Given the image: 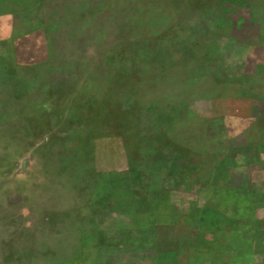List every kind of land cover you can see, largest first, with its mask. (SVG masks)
I'll return each instance as SVG.
<instances>
[{"label": "rangeland", "instance_id": "1", "mask_svg": "<svg viewBox=\"0 0 264 264\" xmlns=\"http://www.w3.org/2000/svg\"><path fill=\"white\" fill-rule=\"evenodd\" d=\"M0 264H264V0H0Z\"/></svg>", "mask_w": 264, "mask_h": 264}, {"label": "trees", "instance_id": "2", "mask_svg": "<svg viewBox=\"0 0 264 264\" xmlns=\"http://www.w3.org/2000/svg\"><path fill=\"white\" fill-rule=\"evenodd\" d=\"M224 89V88H223ZM136 218H137V216L136 215H134ZM138 221V220H137ZM260 229V228H259ZM261 231V230H260Z\"/></svg>", "mask_w": 264, "mask_h": 264}]
</instances>
